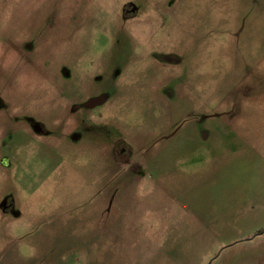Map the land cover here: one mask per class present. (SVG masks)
<instances>
[{"label": "rangeland", "instance_id": "1", "mask_svg": "<svg viewBox=\"0 0 264 264\" xmlns=\"http://www.w3.org/2000/svg\"><path fill=\"white\" fill-rule=\"evenodd\" d=\"M6 197L0 264H264V0H0Z\"/></svg>", "mask_w": 264, "mask_h": 264}, {"label": "flooded vegetation", "instance_id": "2", "mask_svg": "<svg viewBox=\"0 0 264 264\" xmlns=\"http://www.w3.org/2000/svg\"><path fill=\"white\" fill-rule=\"evenodd\" d=\"M104 95L102 96H94V97H89L86 101L92 100V99H100L99 102L97 103L96 106H94L92 109L87 107L88 111L94 110V108H96L97 106L101 105L104 101ZM105 102V101H104ZM30 128L32 130V132L35 135H45V131L44 129L41 128V126L35 122H30L29 123ZM5 162V161H3ZM4 164H7V162H5ZM12 210V201L9 197L4 198L1 202H0V211L2 214H6L9 215L11 213Z\"/></svg>", "mask_w": 264, "mask_h": 264}, {"label": "water", "instance_id": "3", "mask_svg": "<svg viewBox=\"0 0 264 264\" xmlns=\"http://www.w3.org/2000/svg\"><path fill=\"white\" fill-rule=\"evenodd\" d=\"M99 100L100 99H92V100H90L89 101V103L87 104L88 105V108H93L94 106H96L97 105V103L99 102ZM261 233H258V234H256V235H254V237H256V236H258V235H260ZM213 260H211L210 261V263L212 262ZM209 263V264H210Z\"/></svg>", "mask_w": 264, "mask_h": 264}, {"label": "trees", "instance_id": "4", "mask_svg": "<svg viewBox=\"0 0 264 264\" xmlns=\"http://www.w3.org/2000/svg\"><path fill=\"white\" fill-rule=\"evenodd\" d=\"M260 233V232H259Z\"/></svg>", "mask_w": 264, "mask_h": 264}]
</instances>
